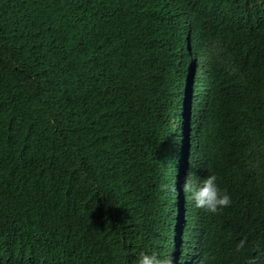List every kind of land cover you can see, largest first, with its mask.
Masks as SVG:
<instances>
[{"label": "trees", "instance_id": "obj_1", "mask_svg": "<svg viewBox=\"0 0 264 264\" xmlns=\"http://www.w3.org/2000/svg\"><path fill=\"white\" fill-rule=\"evenodd\" d=\"M189 175L231 204L201 212ZM165 238L171 264H264V0H0V264Z\"/></svg>", "mask_w": 264, "mask_h": 264}, {"label": "clouds", "instance_id": "obj_2", "mask_svg": "<svg viewBox=\"0 0 264 264\" xmlns=\"http://www.w3.org/2000/svg\"><path fill=\"white\" fill-rule=\"evenodd\" d=\"M215 175L207 176L198 185L193 183L191 175L186 178L183 190L190 194L192 201L197 208L204 209L210 213H217L219 210L231 204V197L226 191H222L217 183ZM166 226L158 229L159 235L163 233ZM164 242V243H163ZM162 243L150 244L146 252L137 253V259L133 264H171L176 259L174 245L167 238ZM245 241H240L237 251L244 247ZM250 264H255L250 261Z\"/></svg>", "mask_w": 264, "mask_h": 264}, {"label": "rangeland", "instance_id": "obj_3", "mask_svg": "<svg viewBox=\"0 0 264 264\" xmlns=\"http://www.w3.org/2000/svg\"><path fill=\"white\" fill-rule=\"evenodd\" d=\"M180 152H181V151L177 152V153H178V154H177V157L180 156ZM179 158H180V157H179ZM178 164H179L178 169H180V163H178Z\"/></svg>", "mask_w": 264, "mask_h": 264}]
</instances>
